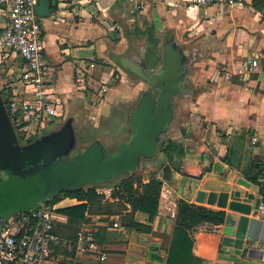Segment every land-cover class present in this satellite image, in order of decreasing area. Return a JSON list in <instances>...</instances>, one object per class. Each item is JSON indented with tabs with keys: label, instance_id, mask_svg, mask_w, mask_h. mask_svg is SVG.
<instances>
[{
	"label": "crops",
	"instance_id": "0c3cea01",
	"mask_svg": "<svg viewBox=\"0 0 264 264\" xmlns=\"http://www.w3.org/2000/svg\"><path fill=\"white\" fill-rule=\"evenodd\" d=\"M50 1V16L41 18L45 60L49 89L64 117L54 119L49 127L67 115H78L84 105L95 112L108 90L105 85L114 81L115 69L109 66H117L116 71L126 75L115 57L132 53V47L145 46L150 60L160 59L162 42L169 36L187 47L188 53L201 54L188 76L195 95L179 100L177 113L184 118L168 138L181 154L173 151L169 162L163 153L161 169L170 164L176 178L173 183L162 182L158 214L152 221L144 213H135V220L151 231L124 229L126 211L109 194L103 199L102 211L89 212L88 221L81 226L96 232L106 260L83 255L77 258L79 264H164L180 199L199 204L195 201L198 191L219 193L223 185L247 191L255 199L264 197L259 185L264 182V0H242L232 8L209 5L202 14L192 0ZM2 12L0 7V29L5 24ZM252 60L257 67L249 68ZM23 66L21 57L0 54L3 99L22 92L18 77ZM106 67L110 68L108 74L103 72ZM101 72L107 80L97 88L96 77ZM129 78L126 80L133 82L134 77ZM215 162L220 164L218 171L224 167V174L213 171ZM239 179L250 187L238 186ZM80 204L64 198L56 206L60 211ZM119 205L121 210H116ZM113 223L119 227L113 228ZM224 225L202 224L192 232L193 251L202 264H261L260 253L249 259L221 245ZM69 257L73 255L60 253L48 264H70Z\"/></svg>",
	"mask_w": 264,
	"mask_h": 264
},
{
	"label": "water",
	"instance_id": "95a60500",
	"mask_svg": "<svg viewBox=\"0 0 264 264\" xmlns=\"http://www.w3.org/2000/svg\"><path fill=\"white\" fill-rule=\"evenodd\" d=\"M37 1L36 15L49 17L51 1ZM187 50L167 36L161 45L160 59L150 60L145 46L132 47V53L115 57L122 70L150 88L141 92L131 111L133 133L129 143L112 156L106 155L100 140H94L83 152L72 156V152L79 150L73 118L45 136L21 141L0 92V163L30 193L34 207L65 191L110 184L140 170L144 162L157 159L166 135L173 130L179 100L195 95V90L188 86V76L201 54ZM218 167V162L213 163V171L224 174V167L219 171ZM250 177L254 179L255 175ZM175 178L176 173L166 163L156 181L173 183ZM236 183L242 188L250 187L243 179ZM220 189L219 193L198 191L195 201L230 213L221 245L236 256L249 259L255 253L262 256L259 246L264 244V223L255 216L259 204H264V197L255 199L247 191L229 185Z\"/></svg>",
	"mask_w": 264,
	"mask_h": 264
},
{
	"label": "built area",
	"instance_id": "2783aa9c",
	"mask_svg": "<svg viewBox=\"0 0 264 264\" xmlns=\"http://www.w3.org/2000/svg\"><path fill=\"white\" fill-rule=\"evenodd\" d=\"M242 0H192L194 6L223 5L229 8ZM37 0H0L5 24L0 29V54H15L21 57L24 66L18 81L22 92L5 102L6 111L17 137L27 141L43 132L54 119L63 116L60 104L50 92L49 70L45 60V42L41 18L36 15ZM257 67L252 60L249 68ZM104 91V90H103ZM252 142H255L253 139ZM264 223V204L260 203L255 216ZM67 218L56 204H41L16 213L4 223L0 232V264H48L57 256L56 248L65 244L59 234V225ZM113 228L119 227L113 223ZM261 264H264V244L261 245ZM70 264H79L83 255L106 260V253L96 240V232L86 226L77 233Z\"/></svg>",
	"mask_w": 264,
	"mask_h": 264
},
{
	"label": "trees",
	"instance_id": "16d2710c",
	"mask_svg": "<svg viewBox=\"0 0 264 264\" xmlns=\"http://www.w3.org/2000/svg\"><path fill=\"white\" fill-rule=\"evenodd\" d=\"M7 98L4 99V104ZM176 150V146L168 139V141L164 140L159 152L164 153L168 161L172 162L171 154L173 151L178 155L181 154L180 150ZM156 178V175H153L148 178L147 182H144L139 171H136L129 176L116 180L117 182L111 187L110 198L120 203L126 211L122 216V227L124 229L140 232L151 231L149 226L135 220V213L146 214L149 221H152L158 214L162 183L157 182ZM254 181L257 182V178ZM259 185L260 193L264 196V182ZM98 188L99 186H92L65 191L47 201L46 204L48 205H54L64 198L76 199L82 202L80 205L60 210V213L67 220L59 225V234L63 237L65 244H60L56 248L57 254H65L66 257L72 256L76 233L88 221L89 212L102 211L104 194L98 193ZM227 217L228 215L223 210H211L203 205L180 199L177 203V215L169 246L166 250V257L163 260L164 264H202L201 259L193 251L194 239L192 232L202 224H209L214 227L220 226L226 222ZM96 240L101 243L97 239V235Z\"/></svg>",
	"mask_w": 264,
	"mask_h": 264
},
{
	"label": "rangeland",
	"instance_id": "374dc122",
	"mask_svg": "<svg viewBox=\"0 0 264 264\" xmlns=\"http://www.w3.org/2000/svg\"><path fill=\"white\" fill-rule=\"evenodd\" d=\"M195 7L197 11L202 14L207 6ZM109 67L115 69L113 74L114 81L110 80L111 82L108 81L110 84L105 85L108 90L102 100L104 103H101L102 101L100 102L101 105L100 103H97L99 106L98 108L95 106V109H97L95 110L96 113L91 111V109L87 110V105H84L83 111L77 116V126L81 131L82 144H86L88 140L91 142L94 138H98V140L104 144L106 155L112 156L127 145L131 139L133 133L130 121L131 111L136 106L141 92L148 89L149 86L137 78H133V82H130L126 80L129 75H121L119 74L120 72L116 71L117 66L111 64ZM109 67H106L103 72L108 74V71L110 70ZM103 72L99 73L96 77L97 88L101 87L102 80H107L106 78H103ZM101 77L103 79H101ZM129 79H131V76ZM138 81L139 84L135 85L134 82ZM73 107H70V113H73ZM183 118L184 117L180 113L179 115L177 113L173 130L166 135L164 139L165 141H168V138L171 137L174 128L182 124ZM67 119H69V115L66 120ZM66 120H64V122ZM64 122H62V124ZM62 124H60L59 127ZM47 127L48 126H46L45 129ZM55 127H57V125L54 127L52 126V128ZM50 131H45L43 136L47 135ZM15 133L17 135L16 130ZM88 133L90 135L92 134L90 138L88 137ZM164 160L165 157L163 153L159 152L157 159L143 163L141 169L138 170L139 174H141L145 180L153 175H157V173H161V166L163 165ZM116 182L117 181H114L110 184L99 186V192H103V190L105 192L104 198L110 194L111 187H113ZM178 193H181L180 189L178 190ZM34 206L35 204L33 203L30 193L23 189L20 183L15 180L0 163V232L3 229L4 223L16 213L33 208ZM115 209L121 210L120 205Z\"/></svg>",
	"mask_w": 264,
	"mask_h": 264
},
{
	"label": "flooded vegetation",
	"instance_id": "af4514ba",
	"mask_svg": "<svg viewBox=\"0 0 264 264\" xmlns=\"http://www.w3.org/2000/svg\"><path fill=\"white\" fill-rule=\"evenodd\" d=\"M139 80V79H138ZM140 81H142V80H140ZM143 82V81H142ZM145 83V82H144ZM146 84V83H145ZM149 86V85H148ZM150 88V87H149ZM68 116V115H67ZM77 116L78 115H76V114H74V115H69V118H73V120H74V127H75V129H76V133H77V136H78V143H79V150H77V151H75V152H73L71 155L73 156V155H76V154H78V153H80V152H83L84 150H85V148L86 147H88L90 144H91V142H93L94 140H98V138H94L93 139V141H91L90 142V140H88L87 141V143L86 144H82L81 143V131L78 129V126H77ZM64 117V116H63ZM62 118V117H61ZM60 118V119H61ZM67 118V117H66ZM64 120H66V119H64ZM64 120L62 121H57V122H55L53 125H51L50 127L48 126L45 130H43V132L39 135V137H41L42 135H43V133L45 132V131H50V130H55V129H57L58 127H59V125L60 124H62V122H64ZM57 125V127H55V128H52V126L54 127V126H56ZM89 134V133H88ZM92 136V134L90 135L89 134V138ZM39 137H35V138H33V139H31V140H35V139H37V138H39ZM130 141V140H129ZM90 142V143H89ZM129 143V142H128ZM127 143V144H128ZM126 146V145H125Z\"/></svg>",
	"mask_w": 264,
	"mask_h": 264
}]
</instances>
